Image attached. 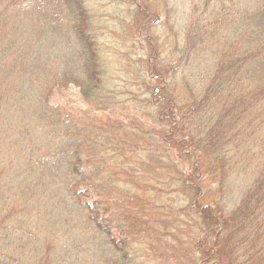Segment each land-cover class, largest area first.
Wrapping results in <instances>:
<instances>
[{"label":"trees","instance_id":"16d2710c","mask_svg":"<svg viewBox=\"0 0 264 264\" xmlns=\"http://www.w3.org/2000/svg\"><path fill=\"white\" fill-rule=\"evenodd\" d=\"M134 1L0 0V264H264V0Z\"/></svg>","mask_w":264,"mask_h":264},{"label":"rangeland","instance_id":"374dc122","mask_svg":"<svg viewBox=\"0 0 264 264\" xmlns=\"http://www.w3.org/2000/svg\"><path fill=\"white\" fill-rule=\"evenodd\" d=\"M87 1L89 2V6L93 10V12H95V14L97 16H100V18H102L103 20H108V21L115 20L117 25L119 21H122L125 25H128L131 20L132 23H134L135 8H136L134 3L137 4V1L134 0H124V1L87 0ZM175 2H179V0H174L173 3L175 4ZM128 10H131L132 12L131 15L128 13ZM178 14L179 17L181 18V8H179ZM117 16L119 18V21L117 20ZM164 23H165V18L162 16H157L152 24L162 25ZM110 25L111 26L109 29L106 30L104 29L102 35L98 40V43H99V49L102 60L111 70L110 71L111 74L116 75L117 72H119V66L126 63L127 61L133 62L134 60H138L140 57L138 54H143L145 60L154 65L155 59L150 55L149 49L145 45L148 42L151 47L153 46L152 44L153 38L151 36L145 35L143 29L139 28L137 30L138 41L140 44L145 42L144 43L145 47L143 50L140 47H138L137 49H133L131 50L132 53L128 55L130 51H128L127 48H124L123 43H121L119 39H116L112 35V33L114 32V27H112V25L115 26L116 24L115 23L112 24L110 22ZM153 31L156 34H159L162 37V42H164V36H163L165 31L164 28L159 29V27L155 26ZM51 100L54 103L67 106L68 108L71 109L81 110L95 117H109V118L126 120L125 117L128 116V115L126 116V113L122 111L120 108H113L105 112H97L90 109L83 101V98L81 96V90L74 85H69L64 88L56 89L52 93Z\"/></svg>","mask_w":264,"mask_h":264}]
</instances>
